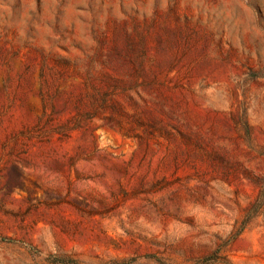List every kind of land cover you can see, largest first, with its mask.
Listing matches in <instances>:
<instances>
[{
	"label": "rangeland",
	"instance_id": "374dc122",
	"mask_svg": "<svg viewBox=\"0 0 264 264\" xmlns=\"http://www.w3.org/2000/svg\"><path fill=\"white\" fill-rule=\"evenodd\" d=\"M0 264H264V0H0Z\"/></svg>",
	"mask_w": 264,
	"mask_h": 264
}]
</instances>
